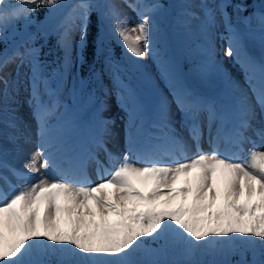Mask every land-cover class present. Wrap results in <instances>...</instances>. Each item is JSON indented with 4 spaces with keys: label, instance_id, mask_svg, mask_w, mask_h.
Instances as JSON below:
<instances>
[{
    "label": "snow or ice",
    "instance_id": "snow-or-ice-1",
    "mask_svg": "<svg viewBox=\"0 0 264 264\" xmlns=\"http://www.w3.org/2000/svg\"><path fill=\"white\" fill-rule=\"evenodd\" d=\"M41 7L55 16L65 5L61 0H0V140L12 145L10 150L0 142V264H264V0L251 11L248 0H195L181 5L182 23L190 26L193 20L199 21L209 57L211 37L222 26L226 33L222 38L228 41L224 54L235 57L245 70L248 89L232 84L231 103L226 107L180 82L166 48L157 47L166 12L160 0H78L51 29L31 31L32 14ZM125 9L138 17L132 27ZM94 10L111 22L126 53L157 59L198 154L187 155L188 144L172 125L166 97L160 98L155 119L149 120L131 90L129 104L123 105L128 113V149L122 155L107 147L114 122L104 119L103 104L93 118L89 149L78 150L64 141L67 125L62 122L67 107L63 97L72 63V34L76 31L83 46ZM254 30L261 48L258 59L245 44ZM53 34L64 53L63 62L55 67L41 58ZM105 53V39L98 36L97 54L104 55L110 71L117 72L111 54ZM10 66H15V76L8 71ZM115 78L120 84L119 76ZM22 86L29 92L40 143L29 162L18 168L9 156L14 160L26 139L13 107ZM85 86L74 77L69 94L75 99ZM205 124L212 145L208 153L200 148ZM221 143L234 151L221 150ZM160 151L175 158L156 159ZM243 152H247L245 158L240 156ZM61 162L67 167H60ZM90 163L96 165L99 183L93 184L86 175ZM49 167L58 169L59 178L40 174ZM217 173L225 180V203L223 210L212 211ZM29 174L39 177L35 183ZM181 177L183 185L176 188ZM13 179L29 182L15 185ZM149 182L148 190L137 186ZM4 187L12 190L10 196ZM245 190L249 200L257 192L259 199L240 202ZM189 193L193 197L190 206L171 207L178 195L187 200ZM110 214L117 219L111 220ZM149 240L164 244L160 249H147ZM175 245L182 246L184 259L159 258ZM200 250L213 258H194Z\"/></svg>",
    "mask_w": 264,
    "mask_h": 264
},
{
    "label": "rangeland",
    "instance_id": "rangeland-1",
    "mask_svg": "<svg viewBox=\"0 0 264 264\" xmlns=\"http://www.w3.org/2000/svg\"><path fill=\"white\" fill-rule=\"evenodd\" d=\"M92 3H103L104 0H91ZM166 1V8L170 7L168 12L175 7H178L183 1L186 2H195V0H165ZM121 2V1H120ZM260 4V0H252L250 2L251 11L252 8H258ZM128 17V26L132 27L138 22V17L134 12L131 10L125 9ZM231 11V10H229ZM167 12V13H168ZM161 17L160 25L161 27V36L157 37V47L164 44L163 47H167L168 53L175 54L179 63L176 62L171 56L169 58L174 62L173 64L177 68V74L179 77L180 82L185 85H190L189 82L183 80L182 77L184 76L190 79V81L194 84L195 91L200 90V87L205 88L203 89L204 92H211V91H218L222 87L225 89V98L224 101L217 102L219 105L228 106L231 103V96H232V88L231 85L235 84L238 85L241 89H248V85L245 81V70L241 67L239 63L236 62L235 57H228L224 53L228 46V41H222L223 35H226L224 32L223 27H219L211 37V45H212V55L209 57L207 52V43L205 36L199 30V21L193 20L190 26H186L185 24H180L179 20L171 21L168 26L164 24V16ZM55 15L54 17H56ZM53 17V16H52ZM244 29V26H240ZM174 31V36L171 37L167 32L170 33L169 29ZM192 32L194 36H198L196 42L193 43V49L195 52V56L197 57L194 60V63L197 65H193L192 69H190L189 63L187 62V57L190 56L191 53H185L184 50L180 51L179 49H175L180 46V40L182 38L188 37V33ZM78 34L76 31H73L72 34V47L76 46L75 42L77 40ZM160 43V44H159ZM245 44L250 53H253L255 58H259L261 53L260 42H259V34L257 31H253L251 35H247L245 39ZM76 54L72 49V56H71V67L68 74V85L65 89V94L63 97L64 103L67 107V112L64 115L63 123H66V128L63 133L64 141L69 145V147L79 149L81 145H86V148H90V139L94 131V115L98 106L103 104V112L102 115L104 119L111 120L114 123L111 125L112 130V137L108 140L107 147L108 149L116 154L122 155L128 149L127 138H126V125L128 121V113L123 105L129 104L128 99V91L134 94L136 101L143 107L144 113L147 119L154 120L155 119V111L158 101L160 100V94L163 92H168L166 97L170 102V113H171V120L172 125L176 131V133L182 137L184 140L188 138L189 132L186 127H184L181 123L182 114L177 107L176 103L173 101V93L169 86V84L165 81L164 78L160 76L158 72H160L158 61L153 56L149 55L146 56L141 60V64L138 62V66L143 68V79H139L137 76L135 77L136 83H131L132 78L126 76L125 70L122 68H117V72H112L114 75V79L111 78V73L109 78H105L104 83L108 85L107 89L104 90L102 93L100 91L101 88V79L98 78V82L95 83L93 79H89L87 77H79L78 75L74 74L75 65H76ZM216 67L218 72L213 70V75L210 74L209 68ZM15 66H10L8 71L15 76L14 71ZM109 71V69L107 70ZM122 73V74H121ZM161 73V72H160ZM116 75L119 76L120 84L116 81ZM78 80L82 79L86 86L82 93H80L75 99L69 94L70 89L72 87L73 78ZM126 77V78H125ZM124 78V79H122ZM150 78L151 80L147 81ZM139 81H137V80ZM221 79V80H220ZM217 83V86L215 84ZM142 84L144 89L140 87ZM98 86V91L94 86ZM123 85V87L121 86ZM213 89V90H212ZM148 90V91H146ZM169 94V95H168ZM205 97L204 95H201ZM249 96H251V92L249 90ZM97 98V99H96ZM29 99V92L25 89L24 86L20 88L19 95L17 97V103L13 105L16 108L15 115L20 119L22 122V128L24 134L26 136L25 140L21 141L22 144V152L13 160V156H9V160L13 161L16 164V167L23 168L25 163H28L30 157L38 151L40 138L38 135V124L37 120L32 115V109L28 103ZM64 108L61 109V112H64ZM259 112V109H257ZM53 125L56 124V121L52 122ZM0 128H3V125L0 124ZM7 132H11V129H4ZM0 142L4 143L6 147L10 150L12 145L7 140H0ZM87 143V144H86ZM31 146V147H29ZM53 151H56V148H53ZM163 153L161 151L156 155L157 158L162 156ZM101 159H104L106 165V158L103 152L99 153ZM194 156V155H193ZM247 156H244V158ZM133 158V157H132ZM60 164L67 165L65 162H61ZM39 166V165H37ZM55 168L49 167L47 170L41 169L42 175L51 177H57L53 174ZM32 175L31 183H35L36 179L39 177L37 175ZM106 178V177H105ZM29 181H17L15 179L12 180V183L15 185H19L21 183H28ZM99 180H93L92 183H99ZM183 185V177L177 182L175 185L176 188H180ZM213 185L217 190V199L215 203L212 205V211L223 210L225 199H224V192H225V180L222 175L217 173L213 177ZM138 187L143 188L144 190H148L151 188V182L147 184H138ZM191 186V185H190ZM3 191L7 193L9 196L11 195L12 190L10 188L4 187ZM258 192L255 193L251 200H249L247 196L246 190L240 196V202L248 201L251 203L252 201L258 200ZM193 202L192 193L188 194L187 200L183 198V195H178L172 204L171 207L176 208L180 205L190 206ZM61 203L63 204L64 201L61 199ZM94 207V205H93ZM43 212V206H41V214ZM63 215V214H62ZM98 219V217H97ZM111 220H116L117 217L114 214H110ZM164 242L162 240L152 242L149 240L145 248L147 249H160ZM182 251V246L175 245V251L171 248L167 250V254L159 257L162 259H167L174 254L181 260L180 257ZM201 251H198L194 258L204 259V260H211L213 257L210 254L202 255ZM142 257V252L137 253V258Z\"/></svg>",
    "mask_w": 264,
    "mask_h": 264
},
{
    "label": "trees",
    "instance_id": "trees-1",
    "mask_svg": "<svg viewBox=\"0 0 264 264\" xmlns=\"http://www.w3.org/2000/svg\"><path fill=\"white\" fill-rule=\"evenodd\" d=\"M251 1L252 0H248V3L250 4ZM185 2L186 1H183V3H185ZM75 3H76V0H61V4L65 5V7L57 9V16L56 17H54V15H49V9L46 7H41L39 9H37L36 12L32 14V18H33L34 23L30 27V30L35 31L37 27H43V28L51 29L60 18H62L65 14H67L71 11V6L75 5ZM160 3H162L166 9V15L164 16V24L166 26H168V24L171 21H173L174 19H178L182 25L184 24V23H182L181 18L179 16L180 8H181V5L183 3L180 4L178 7L173 8L169 12H168V10L170 7L166 8V1L160 0ZM175 17H177V18H175ZM161 24L162 23H160V25ZM87 25H88L87 26V36H86V40H85V43H84L82 51H81V59L79 61V65H78V72L81 75H84L85 73H88L89 75H91V74L95 73V71H96V68H97L98 63H99V56H100L97 54V38H98V36L104 37L105 48H106L105 55L110 53L112 61L117 62V63L125 66L128 69H132L133 72H136V70L142 69L137 64L140 61V59L135 58L130 53L125 52L120 41L112 32L111 22L102 19L101 14L100 15L97 14V10L95 12L92 11L90 13ZM169 31H170V33L169 32H167V33L171 37H173L174 31L172 30V28L169 29ZM49 37L50 38L47 39V42L45 43L46 46L49 45V43L52 44L53 48L55 49V52L58 54V56H60V58H61V56L64 57L63 51L57 47L56 35L53 34ZM197 39H198V36H194L193 33L190 32V33H188V37L179 39L180 40V46L175 48V49L180 48V51H182V49H183L185 53H188V52L191 53L189 57L197 58L195 56V52H193L194 49L192 48L193 43L196 42ZM44 53H47L48 57L50 56V51L43 48L42 58L46 59V57L44 56ZM172 55L177 58V56H175V54H172ZM189 57H187V60L189 59ZM102 60L105 64L104 55H102ZM139 63L141 64V62H139ZM95 74L97 75V73H95ZM152 242H156V241H152ZM161 245H162V242H161ZM171 248L175 251V246H170L168 249L171 250ZM180 258L184 259L183 256ZM169 259L177 260L179 258L174 254L173 256L170 255L168 260Z\"/></svg>",
    "mask_w": 264,
    "mask_h": 264
},
{
    "label": "bare ground",
    "instance_id": "bare-ground-1",
    "mask_svg": "<svg viewBox=\"0 0 264 264\" xmlns=\"http://www.w3.org/2000/svg\"><path fill=\"white\" fill-rule=\"evenodd\" d=\"M29 147H31V146H29ZM64 168H66V167H64ZM90 173H88L87 175H89ZM111 190V189H110ZM258 197H259V194H258Z\"/></svg>",
    "mask_w": 264,
    "mask_h": 264
}]
</instances>
